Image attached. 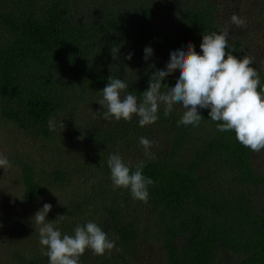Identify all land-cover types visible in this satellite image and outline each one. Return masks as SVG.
Masks as SVG:
<instances>
[{
    "label": "trees",
    "instance_id": "16d2710c",
    "mask_svg": "<svg viewBox=\"0 0 264 264\" xmlns=\"http://www.w3.org/2000/svg\"><path fill=\"white\" fill-rule=\"evenodd\" d=\"M243 11L250 27L231 21ZM225 30L228 50L254 57L264 85V0H0V119L44 149L6 154L22 191L0 207L1 264H49L34 220L45 203L62 234L92 221L116 241L104 255L86 250L81 264H139L142 245L158 246L164 264H264V150L218 131L208 109L199 126H178L185 109L165 116L161 105L141 127L135 115L105 119L96 101L109 76L142 98L170 52L191 42L202 54L203 35ZM141 137L154 141V158ZM117 152L133 170L145 164L147 203L114 188L107 160Z\"/></svg>",
    "mask_w": 264,
    "mask_h": 264
},
{
    "label": "clouds",
    "instance_id": "9594fccd",
    "mask_svg": "<svg viewBox=\"0 0 264 264\" xmlns=\"http://www.w3.org/2000/svg\"><path fill=\"white\" fill-rule=\"evenodd\" d=\"M231 21L237 27L246 24L236 13ZM200 48L202 54L189 42L186 47L170 52L166 68L152 73L149 87L139 99L126 92L129 85L124 80L109 76L102 89V98L96 100L105 109L103 117L131 121L135 115L143 127L159 119L161 105L167 116L174 105L179 104L185 111L177 122L178 126H199L203 119L200 109H208V116L217 122L218 131L234 132L238 142L253 152L264 150V85L259 72L252 66L254 57L238 58L229 51L226 30L203 35ZM118 52L119 48H112V53ZM144 53V59L148 60L153 49L146 47ZM131 58L132 53H129L126 59ZM177 69L179 75L174 86L163 83ZM164 85L167 89L161 91ZM61 127L64 128L62 122ZM139 142L145 155L154 158V153L150 152L154 141L141 137ZM107 164L114 188L128 189L134 199L147 203L148 188L154 181L143 174V162L137 163L133 170L131 162H125L117 152L109 155ZM9 166L7 156L0 153V168ZM51 209L52 205L45 203L34 215L35 223L40 225V243L47 246L44 254L49 258V264H81L80 258L88 249L95 255H104L115 248L116 241L92 221L77 225L72 235L62 234L59 227L46 222Z\"/></svg>",
    "mask_w": 264,
    "mask_h": 264
},
{
    "label": "rangeland",
    "instance_id": "374dc122",
    "mask_svg": "<svg viewBox=\"0 0 264 264\" xmlns=\"http://www.w3.org/2000/svg\"><path fill=\"white\" fill-rule=\"evenodd\" d=\"M241 8L243 9V6ZM241 17L246 21L244 27H250L252 22L247 11H243ZM259 50L262 51L263 48H259ZM254 51L256 52L257 49L254 48ZM15 146L22 148L21 150H31L34 152L40 151L42 149L41 143L33 142L29 138L27 139V137H24L19 132L18 128L14 124L0 119V153L6 156L7 152H10ZM35 156L42 157L43 152H38ZM16 175V170L13 168V164L11 163L10 166L6 169L0 168V207L2 206V204L7 203V200H14V198L18 197L21 194L22 187L20 186L21 184ZM57 196H59V194ZM42 207L43 205L40 206V208ZM1 228L2 225L0 223V230L5 231V229ZM7 237L8 236H6V233L0 235V242L6 241ZM161 254L162 253L158 251V246L156 245H142L140 247L139 264H164ZM0 255V261H3L5 252L4 254L1 253Z\"/></svg>",
    "mask_w": 264,
    "mask_h": 264
}]
</instances>
